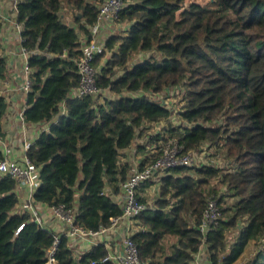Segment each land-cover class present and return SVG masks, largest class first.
Returning <instances> with one entry per match:
<instances>
[{"label":"trees","instance_id":"16d2710c","mask_svg":"<svg viewBox=\"0 0 264 264\" xmlns=\"http://www.w3.org/2000/svg\"><path fill=\"white\" fill-rule=\"evenodd\" d=\"M122 1L105 50L92 63L102 93L74 96L82 37H91L102 0H17L20 45L29 51L31 70L22 115L41 126L24 151L39 167L33 199L76 207L75 223L95 230L121 214L111 194L128 176L130 165L121 157L138 137H146L135 144L139 166L158 158L168 138L182 153L207 144L231 166L164 170L157 196L131 235L139 260L194 264L204 248V264H234L253 245L241 264H264V0ZM3 46L0 78L7 70ZM173 87L183 88L178 125L171 120L175 113L156 99ZM6 106L0 94V137ZM159 121L167 135L158 129L145 134ZM19 184L0 175V264H44L55 233L21 210ZM209 198L221 214L203 235ZM108 252L98 243L75 257L61 238L56 264H116L106 259Z\"/></svg>","mask_w":264,"mask_h":264},{"label":"built area","instance_id":"2783aa9c","mask_svg":"<svg viewBox=\"0 0 264 264\" xmlns=\"http://www.w3.org/2000/svg\"><path fill=\"white\" fill-rule=\"evenodd\" d=\"M16 3L17 0H11L14 16L9 19L4 15L0 7V30L5 23L9 22V28L6 29L11 32L13 31L18 36L20 44L22 25L17 21L15 16ZM122 5V0H102L97 14V21L90 28L91 37L89 39L82 37V51L76 59V67L80 80L78 87L72 92L74 96L88 93H102V90L95 85L96 68L92 63L95 55L105 50L104 37L111 33L108 28L111 22L116 20ZM4 40L5 37L1 36L0 41L2 44H4ZM19 52L22 56L21 65L23 72L19 91L25 96L30 89L31 83L29 79L31 70L27 63L29 51L20 45ZM175 91H177V88L173 87L172 89L166 90L165 94L156 95V99L167 105L172 112L173 100H169L167 95H171ZM147 95L150 96V93L147 92ZM24 107L19 111L18 116L22 124L21 132L23 135L27 133L29 129L22 115ZM173 118L174 115H172L171 120H173ZM49 125L50 124H45L42 128L48 129ZM39 128H41V126ZM23 137L25 138L26 136ZM28 144L29 142L24 145L25 149ZM195 150L182 153L181 145L178 144L177 140L168 138L163 146L162 154L153 162H147L139 166L138 164L141 158H138L129 168L128 176L122 183L120 191L111 194L114 200L119 204L121 214L116 217H111L110 223L107 226H102L95 230L84 228L75 223L76 207L67 208L61 203L48 206L45 203L36 202L33 199V192L40 180L39 167L28 160L25 155L22 157H10L12 156V151L5 148L3 151L4 157L0 159V175H8L25 187V195L20 199L21 210L28 211L33 220L55 233L52 245L47 250L44 264H56L55 251L61 238L66 240L68 248L72 250L75 257L87 251L91 246L102 243L105 244L109 250L106 259L114 260L116 264H141L136 245L131 239V235L138 227L137 217L147 206V203L141 200L142 195L140 193V188L142 184L150 182L163 174L164 170L170 166L201 164H197L195 161ZM130 154L136 155L135 146L131 147ZM109 191V187L106 186L105 192ZM220 214V208L216 200L214 198H209L199 226L203 235L216 224ZM204 250L205 249L202 248L197 253L194 264H200L199 253ZM205 259H207V257H205Z\"/></svg>","mask_w":264,"mask_h":264},{"label":"crops","instance_id":"0c3cea01","mask_svg":"<svg viewBox=\"0 0 264 264\" xmlns=\"http://www.w3.org/2000/svg\"><path fill=\"white\" fill-rule=\"evenodd\" d=\"M0 7L6 17L14 16L11 0H0ZM9 22L5 23L0 30V38L5 37L1 54L6 58V78L0 79V94L5 96L7 102L4 117L2 119L4 134L0 137V150L10 149L12 156L22 157L24 155L27 142H31L40 127L37 123H26L29 127L27 133H23L20 122L19 111L25 106V96L19 91L20 81L23 78L22 56L19 52L18 36L12 31H8ZM109 29V28H108ZM105 32V31H104ZM1 42V41H0ZM8 77V78H7ZM23 136H26L25 138ZM27 141V142H26ZM130 154V149L126 151L125 157ZM142 157L141 154H139ZM20 199L25 195V187L22 184L17 188ZM48 214V213H47ZM200 264L205 261V251L199 253Z\"/></svg>","mask_w":264,"mask_h":264},{"label":"rangeland","instance_id":"374dc122","mask_svg":"<svg viewBox=\"0 0 264 264\" xmlns=\"http://www.w3.org/2000/svg\"><path fill=\"white\" fill-rule=\"evenodd\" d=\"M66 8L63 9L62 13L65 17L68 18L67 21L70 22V21H72V10L70 8H67V9ZM5 78H6V76H5ZM182 90H183V88H181V89L177 88V91L173 92L171 95H167L169 100H173L172 109H173V112L175 113L174 118H173V122H175L176 125H178L181 122L180 116L178 114V110H179L180 106H182L184 103V101L182 100V96L180 95L182 93ZM150 96H152V95L150 94ZM163 122L164 121H159L157 124H150V126H149V128L145 134H148V136H149L153 131L158 129V130L162 131L161 132L162 134L167 135L165 133V130L163 131V129H164V123ZM143 138H146L145 135H143V137H138L134 142V146L138 142L143 141L142 140ZM134 146H132V147H134ZM213 150H214V147L207 148V144L202 143L200 146H198L195 150V153H196L195 161L197 162V164H199V163L205 164V163L213 162L215 164H220V165L222 164V167H224V168L231 166L228 163V161L225 160L224 155L222 153L218 152L216 154H213ZM139 154L140 153H136V155L135 154H128L127 155L128 157L122 156L121 159L124 162L127 161L131 167L133 165V162H136V160L138 158H140ZM161 175H159L157 178H155L154 180H152L150 182L144 183V185H142V188L140 189V193L142 195V198L146 201L145 203H147L148 205L152 204L153 200L155 199V197L158 194L159 186H160L159 180H160ZM214 182H216V181L214 180ZM216 184H217V182H216ZM234 235H235V231L231 230L229 235H228V240L232 241V238L234 237ZM250 247L251 248L246 253V256L249 253L253 252V249H255V247L253 245H251ZM246 256L237 260L234 264H241L243 262L242 260H244V258ZM202 264H204V263H202Z\"/></svg>","mask_w":264,"mask_h":264},{"label":"water","instance_id":"95a60500","mask_svg":"<svg viewBox=\"0 0 264 264\" xmlns=\"http://www.w3.org/2000/svg\"><path fill=\"white\" fill-rule=\"evenodd\" d=\"M77 15L79 16L80 14L77 12Z\"/></svg>","mask_w":264,"mask_h":264}]
</instances>
